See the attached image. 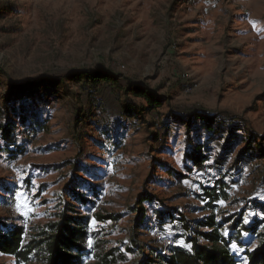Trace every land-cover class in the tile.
I'll return each mask as SVG.
<instances>
[{
    "label": "rangeland",
    "instance_id": "obj_1",
    "mask_svg": "<svg viewBox=\"0 0 264 264\" xmlns=\"http://www.w3.org/2000/svg\"><path fill=\"white\" fill-rule=\"evenodd\" d=\"M102 66L117 80L74 73ZM138 83L159 88L166 101L151 110L131 96L130 119L123 88ZM197 109L212 125L194 117ZM8 122L14 145L2 137ZM236 126L237 144L217 163ZM262 135L264 0H0V220L23 225L25 238L63 212L88 216L87 262L109 253L112 264H137L134 230L148 254L161 248L159 230L185 245L191 231L182 218L193 228L241 213L256 229L245 232L254 248L264 232V212L254 206L264 203V157L232 164L246 138ZM199 145L209 156L202 169L190 157ZM216 178L228 196L213 208L204 187ZM145 192L157 198L143 204L139 225ZM161 202L173 221H158ZM0 263L39 260L0 252Z\"/></svg>",
    "mask_w": 264,
    "mask_h": 264
},
{
    "label": "trees",
    "instance_id": "obj_2",
    "mask_svg": "<svg viewBox=\"0 0 264 264\" xmlns=\"http://www.w3.org/2000/svg\"><path fill=\"white\" fill-rule=\"evenodd\" d=\"M74 73L80 77L84 75L92 82L117 80V74L114 75L112 70L104 66L97 69L76 70ZM133 85L124 86L123 100L121 99L120 102L123 115L130 119L134 117L129 109L131 96L143 98L151 110L156 109L166 101L164 96L158 94L159 88H152L146 84L142 86L140 83L134 87ZM11 97L7 96L4 100L8 101ZM14 109L16 111V108ZM139 110H143V105L139 106ZM195 113L194 117L207 120L210 123L209 125H212L211 120H209L211 118L207 116L204 110L197 109ZM18 115L23 121L27 120L24 113ZM213 121L215 120H212V123H214ZM37 124H41V121H38ZM164 127L168 129L167 126L164 125ZM14 129L15 127L11 122L3 126L2 137L8 145L16 144ZM238 131V126L230 128L223 144V152L217 157V163L224 162L226 151H231L237 144ZM200 147L202 146H196L190 157L194 166L202 169L205 168V161L208 160L209 156ZM256 153L264 157V135L260 136L257 142H254L251 136L246 138L244 145L234 158L233 168L239 169V166L248 155L255 156ZM177 174L179 175V173ZM212 183V185L204 187V193L208 198L209 205L215 208L219 200L227 198L228 191L222 178H216ZM75 195L81 201H90L85 198L83 192H75ZM155 198H157L156 195L147 192L140 195V206L136 212V221L141 219L139 225H142L146 220L143 204L147 200ZM161 205L163 206L162 209L156 210L158 221L164 223L168 221V218L173 221L172 210L163 202H161ZM254 206L264 212V203H257ZM181 221L185 229L191 231V234L187 235L185 245L173 246L169 253H162L159 248H151L150 252L146 254V247L138 241V236L134 230L131 235L132 249H137L141 254L137 264H264V232L257 238L259 239L258 244L252 248L255 238L254 236L247 238L245 232L254 233L256 229L254 226L243 223V214L240 213L232 217L227 216L222 220H216L214 216H211L206 220L198 221V225L193 226V228L191 222L187 219L182 218ZM88 223V216L82 217L63 212L58 220L49 226V230H44L38 236L34 235L27 239L25 238L23 225L7 226L5 222L0 220V252L14 256L18 262H26L33 257H38L39 264H112L115 260H109V253L103 256L98 255L99 260L94 263L85 260V255L90 253L88 248ZM229 223L230 225L227 228ZM200 226H206L207 230H200ZM194 228L196 229L193 232ZM224 229L228 233L225 234ZM201 238H203V241ZM233 244L236 245L235 248Z\"/></svg>",
    "mask_w": 264,
    "mask_h": 264
},
{
    "label": "built area",
    "instance_id": "obj_3",
    "mask_svg": "<svg viewBox=\"0 0 264 264\" xmlns=\"http://www.w3.org/2000/svg\"><path fill=\"white\" fill-rule=\"evenodd\" d=\"M193 89V86L190 84L186 87L187 91H191ZM157 237H158V242L159 248L162 253H169L170 249L175 245V241L169 237L164 231H157Z\"/></svg>",
    "mask_w": 264,
    "mask_h": 264
},
{
    "label": "snow or ice",
    "instance_id": "obj_4",
    "mask_svg": "<svg viewBox=\"0 0 264 264\" xmlns=\"http://www.w3.org/2000/svg\"><path fill=\"white\" fill-rule=\"evenodd\" d=\"M233 247L235 248V247H236V245H235V244H233Z\"/></svg>",
    "mask_w": 264,
    "mask_h": 264
}]
</instances>
